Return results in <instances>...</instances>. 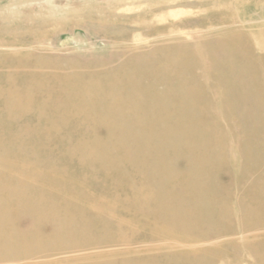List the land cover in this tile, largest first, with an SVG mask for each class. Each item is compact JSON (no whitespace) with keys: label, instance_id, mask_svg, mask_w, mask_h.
<instances>
[{"label":"bare ground","instance_id":"1","mask_svg":"<svg viewBox=\"0 0 264 264\" xmlns=\"http://www.w3.org/2000/svg\"><path fill=\"white\" fill-rule=\"evenodd\" d=\"M54 1L32 0L16 20L0 15V130L45 144L27 158L0 151V176L24 168L14 195L27 209L102 231L67 230L58 237L70 250L43 253L64 257L33 264H264V58L253 36L264 8L253 25H234L253 12L187 3L213 25L188 41L168 30L177 23L167 14V24L150 23L161 8L132 2L128 12L145 18L133 43L132 24L103 19L120 0ZM79 27L109 40L106 61L62 60L46 47ZM42 156L55 168L41 169Z\"/></svg>","mask_w":264,"mask_h":264},{"label":"rangeland","instance_id":"2","mask_svg":"<svg viewBox=\"0 0 264 264\" xmlns=\"http://www.w3.org/2000/svg\"><path fill=\"white\" fill-rule=\"evenodd\" d=\"M201 0H120L119 4H126L122 8H117L115 13L107 12L108 14L103 17H110L109 25H117V26H129L128 23L132 24L128 30L132 33L133 43H140L138 41L139 32H131L132 30L141 31L139 22L140 19H145L141 14H131L128 12L127 8L129 4L134 2L137 4H141L144 8L152 11L154 9H162V12L157 16H148V20H151L152 25H156V27H161L167 24L166 20H162L161 15H169L173 21H176L175 27H169L168 30H172L171 28H175L174 34H178L180 37L187 39L188 41H195L196 39H200L202 35L207 33L209 30L213 28V25H209L206 23L205 18H203L202 13L197 9L190 6L188 4L199 3ZM55 3L59 5H63L65 0H55ZM264 8V0L259 2V0H218L214 5H211V9L216 11H222L225 13H233L236 15L237 9L244 10L246 7L247 10L251 11L253 14L244 15L242 17H232V24L234 25H253L252 22L256 20L252 15L254 13L260 14V7ZM130 8V7H129ZM133 9V8H132ZM103 10V9H102ZM147 10V11H148ZM103 12V11H102ZM179 14L178 17H173L172 15ZM133 15V16H131ZM118 19L115 23L111 21L112 18ZM235 17V18H234ZM234 18V19H233ZM85 22V21H84ZM179 22V23H178ZM185 23L184 25H179L181 23ZM97 23V22H96ZM195 24V25H192ZM146 31V30H145ZM143 31V32H145ZM260 31V30H258ZM254 31L253 36H256L255 49L259 55V57L264 58V32H260V34H256ZM59 36V37H58ZM138 38V39H137ZM261 38V39H260ZM54 46H51V43L46 42V47L49 49H53L56 47L57 53L62 54V60H71L78 59L79 57H85L83 60L97 62L99 60L106 61L104 58L108 54L109 48V40H103L100 37H88L86 31H84L83 27L76 28L72 31L63 30L57 34ZM58 47V48H57ZM112 50H110V53ZM108 54V55H109ZM107 55V56H108ZM201 70V69H200ZM207 76H203L201 79H206ZM28 135V137L22 139H13L9 136H23ZM44 142H39L34 140L33 132L27 130H12V129H2L0 130V151L6 152L7 150H16L22 149L27 151L25 156L22 158H27L31 156L32 150H43L45 149ZM28 152L31 154L29 155ZM41 156V155H39ZM14 156L12 154H8L4 156L6 163L14 161ZM39 163L44 170H52L53 167L51 164H47L45 162L46 157H39ZM39 165V164H38ZM13 166V165H11ZM14 176H0V264H33L34 262H45L46 259H55L58 257H64L62 255L56 256H48L46 253L48 251H54L57 249H69L70 246L65 245V240H62L58 235H62L65 231H71L76 234L86 233L87 231H91L94 233H100L102 231L101 228H83L81 226L70 227L69 229L64 228L61 224H57V221H46L44 220L48 213L46 211H42L38 209L36 211L27 209L28 204H24L22 200L18 196L14 195L19 192V185L16 181V174H23L25 172L24 168L13 167ZM20 169H23L20 170ZM6 193H10L12 195L10 206L6 205L5 196ZM41 194L39 197L36 196V200L43 199L48 200L46 197H42ZM31 200L30 202H33ZM25 206H23V205ZM28 210V211H26ZM95 230V231H94ZM55 242L60 246H56ZM70 250V249H69ZM35 254V255H34ZM41 255V256H40ZM39 256V257H38ZM34 258V259H33ZM29 260V261H28ZM17 261V262H16ZM20 261V262H19ZM253 264L254 260L252 258H248L245 264ZM96 264H104V263H96ZM107 264H131L128 262H108Z\"/></svg>","mask_w":264,"mask_h":264},{"label":"clouds","instance_id":"3","mask_svg":"<svg viewBox=\"0 0 264 264\" xmlns=\"http://www.w3.org/2000/svg\"><path fill=\"white\" fill-rule=\"evenodd\" d=\"M34 6L32 0H11L9 6L3 11H0V15L5 13L13 20L22 16L25 10H29Z\"/></svg>","mask_w":264,"mask_h":264}]
</instances>
